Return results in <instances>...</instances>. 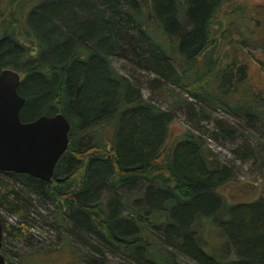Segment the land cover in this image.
I'll use <instances>...</instances> for the list:
<instances>
[{"label": "trees", "instance_id": "trees-1", "mask_svg": "<svg viewBox=\"0 0 264 264\" xmlns=\"http://www.w3.org/2000/svg\"><path fill=\"white\" fill-rule=\"evenodd\" d=\"M222 1L0 0V70L21 74V119L62 111L70 122L50 179L0 169V210L18 217L1 214L5 264H55L61 251L71 264H264V197L226 198L234 167L209 142H236L251 162L264 132V86L246 62L257 55L219 32ZM114 56L151 72L191 116L169 148L174 112ZM28 105L37 112L24 116ZM39 219L53 240L34 237Z\"/></svg>", "mask_w": 264, "mask_h": 264}, {"label": "rangeland", "instance_id": "rangeland-1", "mask_svg": "<svg viewBox=\"0 0 264 264\" xmlns=\"http://www.w3.org/2000/svg\"><path fill=\"white\" fill-rule=\"evenodd\" d=\"M217 18L220 22L216 24L219 32L225 26H228L230 34L233 33V36L236 38L245 39V43L240 47L243 53L246 52L252 55V52H254L258 58L260 57L259 60L255 55L254 57H248V61L246 62L248 63L247 67L250 78L264 86V0H223ZM239 32L242 33L241 36L237 35ZM225 47L224 45L223 49ZM235 51L240 52L239 50ZM112 59L116 67L140 87L144 97L174 112L175 117L169 125V134L165 145V149L169 148L180 137L186 127L192 126L191 116L180 107L179 102L169 92V88L166 85L163 89H157L155 87V83L152 81L154 75L151 72L139 69L125 58L114 56ZM175 64H177L176 61ZM33 107V105L25 106L23 108V115H34L37 110ZM213 116L223 117L230 123L235 122L233 117L224 115L221 111H214ZM199 123L204 131L211 126V123L207 120H200ZM262 134H264V132L262 133V129L256 132L255 139L258 140V149L256 150H259L260 156L258 160L254 158L251 162L236 157L232 151V148L237 144L236 142L227 141L225 143H219L218 141L209 139L211 147L219 156L234 167L233 178L219 188L222 194L229 200L250 199L257 196L264 197V135ZM38 207L40 208V204ZM0 212L10 222L16 223L18 219L17 215L6 213L3 210H0ZM48 228L49 226L39 219L38 224L32 227L34 237L37 239L44 236L43 240L45 241L53 240L57 233L54 234ZM15 242H17L18 245L16 247L20 251H25L23 242L16 240ZM28 247L27 245L26 249H29ZM174 253L176 252L174 251ZM53 256L57 258L55 264H71L67 252L61 251L54 253ZM177 258L183 264H196V262L182 255H179ZM72 262L79 263V261Z\"/></svg>", "mask_w": 264, "mask_h": 264}, {"label": "water", "instance_id": "water-1", "mask_svg": "<svg viewBox=\"0 0 264 264\" xmlns=\"http://www.w3.org/2000/svg\"><path fill=\"white\" fill-rule=\"evenodd\" d=\"M20 80L17 70L10 67L0 70V169L26 172L48 180L67 149L70 122L62 111L21 119L20 109L25 98L18 92ZM2 237L0 212V264H5Z\"/></svg>", "mask_w": 264, "mask_h": 264}]
</instances>
